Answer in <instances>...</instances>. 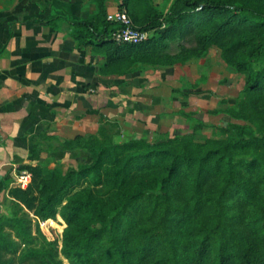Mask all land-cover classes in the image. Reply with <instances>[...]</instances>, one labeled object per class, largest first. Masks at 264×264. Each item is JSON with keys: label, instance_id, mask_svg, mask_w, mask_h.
<instances>
[{"label": "trees", "instance_id": "obj_1", "mask_svg": "<svg viewBox=\"0 0 264 264\" xmlns=\"http://www.w3.org/2000/svg\"><path fill=\"white\" fill-rule=\"evenodd\" d=\"M104 3L72 28L83 45L100 38L108 62L158 68L220 48L244 81L225 110L230 120L219 139H197L208 127L197 122L186 135L123 140L108 123L60 144L61 151L87 152L88 163L65 171L22 166L31 180L9 190L0 264H63L60 256L68 264H264V7L172 0L162 11L151 0H121L134 26L150 33L130 45L114 39L121 26L107 21ZM189 39L194 47L178 43L177 54L168 51ZM56 215L65 224L60 249L40 227Z\"/></svg>", "mask_w": 264, "mask_h": 264}, {"label": "crops", "instance_id": "obj_2", "mask_svg": "<svg viewBox=\"0 0 264 264\" xmlns=\"http://www.w3.org/2000/svg\"><path fill=\"white\" fill-rule=\"evenodd\" d=\"M97 1L0 0V217L22 166L74 155L61 143L108 123L123 140L186 135L197 122L213 126L241 90L209 55L158 68L108 62L100 38L83 45L72 28ZM104 2L107 15L120 9Z\"/></svg>", "mask_w": 264, "mask_h": 264}, {"label": "rangeland", "instance_id": "obj_3", "mask_svg": "<svg viewBox=\"0 0 264 264\" xmlns=\"http://www.w3.org/2000/svg\"><path fill=\"white\" fill-rule=\"evenodd\" d=\"M151 1L155 5H157L159 7V9H161L162 11H166L172 2V0H151ZM238 1H248V2L250 1V2L259 4L262 7H264V0H238ZM178 43L180 45H182L184 49H190V48L195 46V43L192 41V39L186 40L184 42L175 41V42L170 43V47L168 48V51H170L172 54H177L179 49L181 48L178 46L179 45ZM207 55H209V57H214L219 62L220 65L228 67L232 71H234L233 68L227 66L224 63V61L222 59V50L220 48H218L216 46L211 47L209 49L208 53L204 57H206ZM190 60H192V58L187 59L185 61H182V63L188 62ZM235 75H236L235 84L238 87V89H242L243 84H244L243 76L240 74H237L236 72H235ZM240 91L241 90H239V92ZM238 94H237V96H238ZM237 96H236V98H237ZM236 98H235V101L230 103L227 108H229L233 104H235ZM226 106H227V104H226ZM225 110L219 119H213L212 120L215 123L213 126H211V127L208 126L207 128L203 129L201 133L198 134L197 139H204V138H215V139L217 138V139H219V138H222V135H221L219 130L221 127H224L225 124L230 120L229 117L227 116V114L225 113ZM206 120H209V118H206ZM147 139L151 140L152 138H147ZM70 153H72V152H70ZM73 154L74 155H71V156L64 158V159L47 158L41 164L44 165L45 167H47L48 169H54V168L60 166L63 169V171H65L68 167L76 168L79 164L80 165L86 164L90 160V156L87 152L80 151V153H78V154H76V153H73ZM8 212H9V210L7 211V215H8ZM7 215L4 217H7ZM29 218L34 223L35 217L32 215V213H29ZM40 227H41L42 233L47 237V239L50 240L52 238H54V239L57 238L58 249H60V247H61V235H62L63 229L65 227L64 221L61 219V217L59 215H56L55 218H53L49 221L48 226L43 227V225H40ZM6 231H8V230H6ZM33 234H34V229H33ZM60 258L63 261V264H68L66 259H64L62 256H60Z\"/></svg>", "mask_w": 264, "mask_h": 264}, {"label": "built area", "instance_id": "obj_4", "mask_svg": "<svg viewBox=\"0 0 264 264\" xmlns=\"http://www.w3.org/2000/svg\"><path fill=\"white\" fill-rule=\"evenodd\" d=\"M107 21L117 23L121 26L114 34V39L119 43L130 45H140L148 40L149 32L141 31L132 23L126 9L123 7L112 14L107 15ZM31 180V175L28 172H23L19 175L18 186L25 189Z\"/></svg>", "mask_w": 264, "mask_h": 264}]
</instances>
